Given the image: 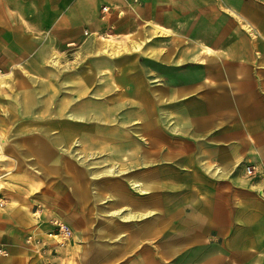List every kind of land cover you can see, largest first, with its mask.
Listing matches in <instances>:
<instances>
[{"label":"crops","instance_id":"obj_1","mask_svg":"<svg viewBox=\"0 0 264 264\" xmlns=\"http://www.w3.org/2000/svg\"><path fill=\"white\" fill-rule=\"evenodd\" d=\"M111 24L159 41L148 55L155 85L151 71L144 84L159 93L157 141L148 136L141 171L127 180H96L67 157L58 166L57 148L70 143L65 123L50 141L26 129L33 115L23 113L22 85L0 83V131L10 137L0 159L9 256L0 264H264V0H0L4 71L33 81L56 54L86 33L109 35ZM168 41L174 56L161 51ZM82 112L69 122H85ZM54 218L72 228L69 246L47 240ZM32 232L44 243L29 244Z\"/></svg>","mask_w":264,"mask_h":264},{"label":"rangeland","instance_id":"obj_2","mask_svg":"<svg viewBox=\"0 0 264 264\" xmlns=\"http://www.w3.org/2000/svg\"><path fill=\"white\" fill-rule=\"evenodd\" d=\"M142 29L140 27L134 35H129L119 32L111 24L109 30L112 33H108L109 35L95 34L89 37V33H86L87 37H81L75 46H68L67 52L56 54L58 64H53L51 59L49 69L42 71L38 78L33 77V81H30L29 74L23 77L16 73L7 76L0 58V83L3 87H11L6 84L12 82L14 77L17 78L22 85V97L29 104L23 106L24 114L33 115L32 121L23 123L26 129L37 131L36 135L46 131V140L50 141V133L61 131L65 123L70 143L65 144L64 148H57L55 162L58 166L60 157H67L82 165L92 178L101 181L111 178L126 179L128 174L141 171L143 145L148 144L149 135L152 142L157 141L155 136L159 130V111L152 100L154 98L158 103V90L150 91L144 87L148 82L149 71L152 72V86L155 85L153 80L157 74L153 71L159 70L158 64L150 60L148 55L150 46H158L159 41H148L149 37H140ZM108 44L114 46L115 54L98 56L96 51ZM175 45L173 41L162 43L161 51L174 56ZM201 45L205 46V43L201 42L200 48ZM190 53L188 50V54ZM202 59L204 58L200 55L198 61L201 62ZM110 61H113V65L117 63L118 67H111ZM1 95L0 90L2 98ZM6 97L10 95L7 94ZM80 109L83 110L82 116L86 121L69 122V115L77 119ZM168 127H172V123ZM32 139L38 142L41 138ZM4 141L9 144L10 137L8 133L0 131V155L4 154L7 146ZM67 150L70 152L69 156H66ZM0 171L4 172L5 169ZM247 176L252 175L247 173ZM34 179L40 181V178ZM1 180L0 188L3 189L6 180ZM54 180L61 181V178L58 176ZM40 210L38 206L34 212L35 219L41 218ZM56 221L71 229L72 236L62 247L69 246L74 233L61 218H54L49 223L52 230L45 234L47 240L55 247L61 246L57 245L54 237L49 236L54 231ZM30 236L33 237L32 243L40 239L37 232H32Z\"/></svg>","mask_w":264,"mask_h":264},{"label":"built area","instance_id":"obj_3","mask_svg":"<svg viewBox=\"0 0 264 264\" xmlns=\"http://www.w3.org/2000/svg\"><path fill=\"white\" fill-rule=\"evenodd\" d=\"M113 10L114 9H112V7L110 6H104L102 8V12L105 16L111 15L113 13ZM117 12L119 16L123 15L122 12H119V11ZM1 76H2V68L0 66V77ZM254 171H255L254 168H251V167L247 168L248 175H253ZM5 206H6V202L0 200V209L4 208ZM53 230L54 231L51 232L49 236L54 237L56 239L57 245H61V246L64 245V242H66L72 236L71 229L66 224L59 222V221L54 222ZM32 241H33V237L30 236L28 242L32 243ZM35 242L36 243H32V244H34L35 246H39L40 244L44 243V240L38 239ZM0 256H4V257L9 256V251L7 249V246L4 244H0Z\"/></svg>","mask_w":264,"mask_h":264},{"label":"bare ground","instance_id":"obj_4","mask_svg":"<svg viewBox=\"0 0 264 264\" xmlns=\"http://www.w3.org/2000/svg\"><path fill=\"white\" fill-rule=\"evenodd\" d=\"M204 50H205V52H208V53H211V54H212V52H213L211 49H209V48H207V47H205ZM52 63L55 64V65L58 64V60H57V57H56V56H54V57L52 58ZM0 159H3V156H2V155H0Z\"/></svg>","mask_w":264,"mask_h":264}]
</instances>
